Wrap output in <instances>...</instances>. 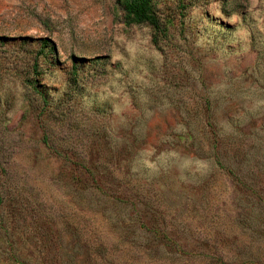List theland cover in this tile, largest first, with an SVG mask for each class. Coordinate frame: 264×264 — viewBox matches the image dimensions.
Segmentation results:
<instances>
[{
	"label": "rangeland",
	"instance_id": "374dc122",
	"mask_svg": "<svg viewBox=\"0 0 264 264\" xmlns=\"http://www.w3.org/2000/svg\"><path fill=\"white\" fill-rule=\"evenodd\" d=\"M120 1L0 0V264H264V0Z\"/></svg>",
	"mask_w": 264,
	"mask_h": 264
},
{
	"label": "trees",
	"instance_id": "16d2710c",
	"mask_svg": "<svg viewBox=\"0 0 264 264\" xmlns=\"http://www.w3.org/2000/svg\"><path fill=\"white\" fill-rule=\"evenodd\" d=\"M123 20L126 25H145L154 31L152 42L156 45L158 43V37L160 34H164L165 27L163 26L156 9V5L153 0H121L120 1ZM41 54L44 51H52L54 48L49 45L48 39L40 40ZM33 67L38 71L37 58L33 61ZM38 71V72H37ZM33 90L42 98L43 102H46L45 93L38 87L36 82H29Z\"/></svg>",
	"mask_w": 264,
	"mask_h": 264
}]
</instances>
